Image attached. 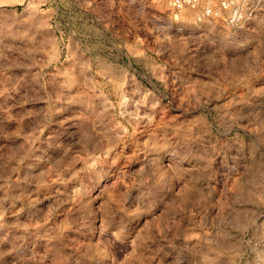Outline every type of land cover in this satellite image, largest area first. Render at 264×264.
<instances>
[{
	"label": "rangeland",
	"instance_id": "1",
	"mask_svg": "<svg viewBox=\"0 0 264 264\" xmlns=\"http://www.w3.org/2000/svg\"><path fill=\"white\" fill-rule=\"evenodd\" d=\"M0 0V264H264V0Z\"/></svg>",
	"mask_w": 264,
	"mask_h": 264
},
{
	"label": "built area",
	"instance_id": "2",
	"mask_svg": "<svg viewBox=\"0 0 264 264\" xmlns=\"http://www.w3.org/2000/svg\"><path fill=\"white\" fill-rule=\"evenodd\" d=\"M142 1V0H139ZM163 1L168 10L166 14L161 16V26L164 29H169L173 20H176L178 16L181 15L182 12L189 9H195L198 11L197 20L200 22L205 16L207 18H211L213 14L214 3L220 10H224L229 12V20L227 24L233 25L232 19L234 17V13H232V9H230V4L227 0H161Z\"/></svg>",
	"mask_w": 264,
	"mask_h": 264
}]
</instances>
